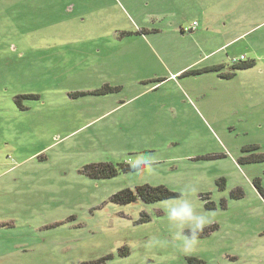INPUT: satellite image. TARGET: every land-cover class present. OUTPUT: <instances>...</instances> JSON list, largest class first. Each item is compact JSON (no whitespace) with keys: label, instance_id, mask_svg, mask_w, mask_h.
<instances>
[{"label":"rangeland","instance_id":"1","mask_svg":"<svg viewBox=\"0 0 264 264\" xmlns=\"http://www.w3.org/2000/svg\"><path fill=\"white\" fill-rule=\"evenodd\" d=\"M0 264H264V0H0Z\"/></svg>","mask_w":264,"mask_h":264},{"label":"clouds","instance_id":"2","mask_svg":"<svg viewBox=\"0 0 264 264\" xmlns=\"http://www.w3.org/2000/svg\"><path fill=\"white\" fill-rule=\"evenodd\" d=\"M153 159L145 155H139L134 160L128 161L133 169H139L141 166L148 171H152ZM178 203L170 205L166 208L167 218L171 222H175L180 228L181 232L178 236H183V228L187 225L190 230V238L183 236L182 250L187 253L191 251L202 233L204 227L208 223L205 216L195 215L193 205L187 199H184V193L178 198Z\"/></svg>","mask_w":264,"mask_h":264},{"label":"trees","instance_id":"3","mask_svg":"<svg viewBox=\"0 0 264 264\" xmlns=\"http://www.w3.org/2000/svg\"><path fill=\"white\" fill-rule=\"evenodd\" d=\"M247 65L248 64L243 63L242 67ZM129 169L131 168L129 167ZM84 171L94 178H103L114 176L117 172V168L111 163H98L85 166ZM173 196H175V193L162 185L150 186L145 184L137 186L135 191H132L131 189H123L117 192L112 197V200L118 203H130L140 198L142 201L150 203Z\"/></svg>","mask_w":264,"mask_h":264},{"label":"built area","instance_id":"4","mask_svg":"<svg viewBox=\"0 0 264 264\" xmlns=\"http://www.w3.org/2000/svg\"><path fill=\"white\" fill-rule=\"evenodd\" d=\"M193 24H195V23H193Z\"/></svg>","mask_w":264,"mask_h":264}]
</instances>
